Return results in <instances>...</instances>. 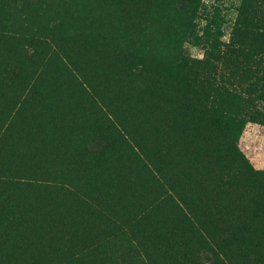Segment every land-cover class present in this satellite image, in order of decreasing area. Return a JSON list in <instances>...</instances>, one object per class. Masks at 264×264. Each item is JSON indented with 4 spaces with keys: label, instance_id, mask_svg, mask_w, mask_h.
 <instances>
[{
    "label": "rangeland",
    "instance_id": "obj_1",
    "mask_svg": "<svg viewBox=\"0 0 264 264\" xmlns=\"http://www.w3.org/2000/svg\"><path fill=\"white\" fill-rule=\"evenodd\" d=\"M0 264H264V0H0Z\"/></svg>",
    "mask_w": 264,
    "mask_h": 264
},
{
    "label": "trees",
    "instance_id": "obj_2",
    "mask_svg": "<svg viewBox=\"0 0 264 264\" xmlns=\"http://www.w3.org/2000/svg\"><path fill=\"white\" fill-rule=\"evenodd\" d=\"M215 261L218 262V257L215 256Z\"/></svg>",
    "mask_w": 264,
    "mask_h": 264
}]
</instances>
